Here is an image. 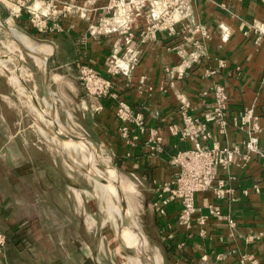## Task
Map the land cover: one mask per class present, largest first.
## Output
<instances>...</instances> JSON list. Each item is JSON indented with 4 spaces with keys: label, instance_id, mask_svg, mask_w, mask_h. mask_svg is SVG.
I'll return each instance as SVG.
<instances>
[{
    "label": "crops",
    "instance_id": "obj_1",
    "mask_svg": "<svg viewBox=\"0 0 264 264\" xmlns=\"http://www.w3.org/2000/svg\"><path fill=\"white\" fill-rule=\"evenodd\" d=\"M33 1L41 4V0ZM70 1L76 5L85 2ZM107 2H92L82 17L75 9L65 17L59 15L60 30L46 37L52 42L51 70L57 71L56 79L64 84L72 110L80 112L87 131L109 149L122 171L138 177L151 209L150 228L157 235L165 264H237L240 253H251L258 264H264V167L255 156L246 164L235 159L226 170L216 171V181H222L230 192L222 199L211 190L197 193L190 224L179 221L181 205L177 201L166 204L164 216L158 214L159 192L172 183L175 175L170 158L178 150L191 147L190 141L172 134L169 127L180 129L182 111L201 120L213 108L215 84L226 87L227 129L220 133L218 125L208 124L210 138L206 145H238L243 152L241 143L246 132L240 128V114L255 105L261 128L259 144L264 149V45L256 46L253 35H243L245 24H264V1L187 0L186 16L175 25L173 33L150 28L151 18L145 13L134 20L128 32L102 34L98 29L101 21L112 19V14L102 11ZM58 7L61 8L60 3ZM24 14L19 16V24L26 19ZM196 23L206 27V40L193 32ZM90 26H95L94 33ZM196 41L204 45L201 63L184 74L176 73L175 68ZM114 57L136 61L129 69L110 75L107 69ZM221 60L226 67H218ZM84 64L112 81L119 97L141 113L147 130L156 129L162 138L160 152L149 149L147 130L141 133L132 127L135 142L120 136L121 123L112 101L85 96L79 82V69ZM208 69L216 73L205 74ZM4 78L15 96L9 79ZM0 96L4 93L0 92ZM9 108L0 102V158L15 137L3 126L8 123ZM34 202L32 198H0V233L7 237V262L75 264L60 256L49 231L38 230L35 220L31 223ZM209 206L219 207L224 218L210 216ZM202 216L207 221L199 226L196 219ZM227 218L235 220L234 228L228 225ZM248 237L252 240L247 241Z\"/></svg>",
    "mask_w": 264,
    "mask_h": 264
},
{
    "label": "rangeland",
    "instance_id": "obj_2",
    "mask_svg": "<svg viewBox=\"0 0 264 264\" xmlns=\"http://www.w3.org/2000/svg\"><path fill=\"white\" fill-rule=\"evenodd\" d=\"M15 12L16 8L8 1L0 0V21L14 33L25 35L38 43L44 56L49 55L52 42L46 38L48 34L38 35L29 22L25 21L28 20L26 13V19L19 24ZM13 42L12 36L0 24V61L12 63L21 73L25 71L22 77L28 87V91L20 88L19 74L11 66L0 67V74H6L17 94L15 97L6 79L0 75V92L4 93L3 97L0 96V102L3 106L10 107L8 123L3 126L7 133L15 135L4 150L6 155L2 154L0 158V198L34 199L35 215L31 223L35 220L38 230L43 228L49 231L60 256L74 260L75 264L78 261H84V264H150L138 256L139 252L151 258L150 250L158 256L156 262L165 264L157 235L150 228L148 216L151 209L148 207L149 201L143 192L144 188L137 181L138 177L122 171L109 149L87 131L80 112L72 110L73 103L63 89L64 84L61 79H56L55 75L58 73L50 67L53 50L51 49L47 62L50 69L48 92L52 95L54 110L41 99L43 73L31 57L16 44V54L6 57L8 53L5 45H12ZM85 96L88 97L86 94ZM29 101L39 108L37 115L45 120L52 116L64 133L79 137L80 142H67L71 146L65 147L48 125L43 134L33 113L26 110L31 109L34 112ZM89 139L99 147H95ZM72 147L76 149L74 153H71ZM86 150L98 151L99 156L95 159L85 157L83 155ZM96 159L102 161L96 162ZM89 161L97 163L99 173L106 178L108 172L102 162L110 164L116 173L117 187L125 209L137 221L135 230H131L133 240L138 246L137 252L130 246L132 248L128 255L126 231L129 220L126 213L119 219L121 231L112 229L113 223L109 222L104 210L105 198L111 204L114 202L109 193L106 197L103 192H98V180L86 165ZM114 218L112 213V221Z\"/></svg>",
    "mask_w": 264,
    "mask_h": 264
},
{
    "label": "built area",
    "instance_id": "obj_3",
    "mask_svg": "<svg viewBox=\"0 0 264 264\" xmlns=\"http://www.w3.org/2000/svg\"><path fill=\"white\" fill-rule=\"evenodd\" d=\"M16 8L15 17L19 18L22 13L28 15L29 25L38 35L52 34L60 30L59 15L65 17L73 9L84 16L85 12L91 8L90 4L97 0H85L81 5H76L70 0H41L35 3L33 0H6ZM241 2L242 0H237ZM264 1V0H262ZM61 4V8L58 7ZM14 9V8H13ZM107 14H112L109 21L102 20L98 26L103 33L112 31L128 32L136 18L143 14H148L151 18L149 27L153 30H167L174 32L175 25L180 22L188 11L187 0H108L102 8ZM94 27L90 30L94 33ZM244 36L253 35V42L256 46L264 45V24L250 22L245 24ZM96 29V28H95ZM193 32L197 33L201 40L208 38V32L204 25L196 23ZM204 45L201 42H194L187 56L181 60L175 68L178 74H184L201 63L203 58ZM136 58H113L107 71L110 75L129 69L135 63ZM219 68L226 67L224 60L219 61ZM216 70H205V74L214 75ZM79 80L85 94L94 99H107L115 104V116L120 121V136L127 142L137 140L132 133V127L143 133L147 130L143 116L135 112L129 104L121 99L113 90V83L110 79L100 75L93 67L84 64L79 69ZM264 82V75L262 77ZM213 108L205 113L201 120L195 119L185 111L181 112L182 126L180 129L170 126L172 134L179 135L181 139L191 142V147L178 150L170 158V164L175 169L172 183L164 185L158 195V214L165 215V206L169 201H177L181 205L179 221L190 224L195 213L194 198L197 193L211 190L216 198H224L230 190L225 189L222 181H216V171L226 170L235 159L237 162L246 164L252 156L261 160L264 167V149L259 144V116L256 113V106L245 108L240 114V128L245 130L246 137L241 143L243 152L238 145H227L220 147L214 143L211 147L206 145L210 138L207 125L212 123L219 126L220 133L227 129V91L223 84H215L213 89ZM99 108H96L98 110ZM148 131V147L152 151L160 152L162 138L156 129ZM210 216L216 219L224 218L219 207L209 206ZM207 218L202 216L196 219L199 226H203ZM227 223L231 228L236 226L235 220L227 218ZM203 234V230H201ZM252 238L248 237L247 241ZM7 244L6 235L0 233V264H9L5 258L4 249ZM237 264H258L257 259L251 253L238 254Z\"/></svg>",
    "mask_w": 264,
    "mask_h": 264
},
{
    "label": "bare ground",
    "instance_id": "obj_4",
    "mask_svg": "<svg viewBox=\"0 0 264 264\" xmlns=\"http://www.w3.org/2000/svg\"><path fill=\"white\" fill-rule=\"evenodd\" d=\"M0 24L2 26L3 29H6L9 34L12 36V39L14 40L13 44H7L5 45V48L7 50V55L6 57L13 56L16 54L17 49L15 44L18 45L20 48H22L26 54L31 57V59L35 62V64L42 70L43 73V81H46L48 78V74H47V59L49 55H45L43 54L40 46L38 45V43L31 41L27 36L25 35H21V34H16L14 33V31H12L10 28L6 27V25L0 21ZM17 40H15V39ZM19 52V51H18ZM20 53V52H19ZM4 54V53H3ZM6 54V53H5ZM4 66H11L19 75V86L21 89H23L24 91H28V87L26 85V83L24 82V79L22 77V72L20 70H18V68L13 65L12 63L9 62H3L0 61V67H4ZM23 71V69H22ZM4 77H6L8 79L7 76L4 75ZM46 103H48L49 107L52 108L53 110L55 109L54 104L52 102V95L48 94L47 99H44ZM30 104L33 106L34 108V112L31 111V109H28L29 113L32 114L33 116H35V120L36 123H38L40 131L44 133V129H46L47 125L52 128L53 132L56 134L57 138H59L60 140H62L64 146H71L69 143L67 142H80V138L73 136L71 134H67L64 133L61 129L60 126H58L54 120L52 119V116L48 117V120L43 119L42 117H40L39 115H37V111L39 110L38 107L35 106V104L31 101H29ZM47 109V108H46ZM44 137V136H43ZM52 139V138H51ZM85 140V139H84ZM88 140V139H86ZM55 142V140H53ZM95 147L96 145L89 140ZM75 148L72 147L71 148V153L75 152ZM80 152V151H78ZM85 157H91V158H97L99 156L98 151H90V150H86L84 151V155ZM96 162H101L102 160L100 159H96ZM97 163H95L94 161H89L86 163V165L88 166L89 171L95 176L96 180H98L96 183L97 187H98V192L102 193L103 195L107 197V193H109V195L111 196V200L114 202L113 204H111L106 198V206H105V212L107 214V218L109 219V222H111V224L113 223V225L111 226L112 229L114 228L117 232H120V226H119V219L121 217L122 214H127L128 216V224H127V231H126V237L128 239V243H129V247H128V255L130 254L129 250L130 248H134L136 250V252L138 251V246L136 245V243L133 240V236L131 235V230H135L136 228V219H134L132 217V213L130 211H127L125 209V204L124 201L122 199V195L117 187V181H116V173L114 172V170L112 169V167L110 166V164L108 163H104L102 162V164L106 167V170L108 172V177L106 178L105 176H103L101 173H99L98 168H97ZM108 182V185H107ZM95 189V188H94ZM97 189V188H96ZM100 193V194H101ZM116 195L118 197V199L122 200V202H119L117 199H115ZM120 196V197H119ZM100 198V197H99ZM102 204V203H101ZM112 213L114 214V221H112ZM147 242V240H146ZM132 246V247H130ZM150 248V246H149ZM150 252L151 254V258L141 255L138 252V256H140L141 258H143V260L145 262H148L150 264H159L157 261L158 256H156L155 252L153 253L151 250ZM137 254V253H136ZM156 260V261H155ZM136 264H139V262H135Z\"/></svg>",
    "mask_w": 264,
    "mask_h": 264
},
{
    "label": "water",
    "instance_id": "obj_5",
    "mask_svg": "<svg viewBox=\"0 0 264 264\" xmlns=\"http://www.w3.org/2000/svg\"><path fill=\"white\" fill-rule=\"evenodd\" d=\"M49 73H50V69H49V65H48V62H47V74H49ZM48 81H49V75H48L47 80L43 81V89H42L43 98H41V99H47V96L49 94V92H48ZM95 144H97V143H95Z\"/></svg>",
    "mask_w": 264,
    "mask_h": 264
},
{
    "label": "trees",
    "instance_id": "obj_6",
    "mask_svg": "<svg viewBox=\"0 0 264 264\" xmlns=\"http://www.w3.org/2000/svg\"><path fill=\"white\" fill-rule=\"evenodd\" d=\"M24 23V22H23Z\"/></svg>",
    "mask_w": 264,
    "mask_h": 264
}]
</instances>
